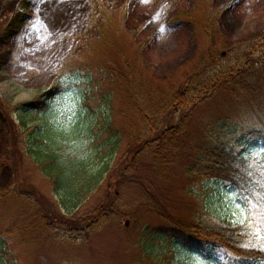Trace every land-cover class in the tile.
Returning <instances> with one entry per match:
<instances>
[{"label":"rangeland","instance_id":"1","mask_svg":"<svg viewBox=\"0 0 264 264\" xmlns=\"http://www.w3.org/2000/svg\"><path fill=\"white\" fill-rule=\"evenodd\" d=\"M22 1L0 0V34ZM30 1L35 6L30 10L33 18L29 25L8 44L0 40V52L6 59L0 68V194L18 191L21 196L0 207V264H151L143 260L145 243L141 240L148 226L156 229L168 227L170 221H193L205 202L221 217L245 219L241 211L246 208L244 201H237L238 208L233 199L237 190L211 183L212 190L200 200L189 192L196 182L184 177L183 169L214 119L227 116L264 127V97L249 104L220 92L185 109L161 111L156 107V113L148 111L146 118L155 136L176 126L184 129L176 138L174 157L165 166L154 162L148 148L142 151L144 137L139 144H132V121L119 114L112 127L120 132V143L116 153L107 158L109 173L83 201L72 200L65 188L55 189L29 155V131L38 125L39 143L54 140L62 147L63 157L73 153L78 159L86 158L84 161L96 159L90 148L102 137L95 138V129L85 127L82 109L98 105L80 100L81 90L90 83L73 76L74 66L84 61L94 77H101L102 67L122 68L123 57L141 77L147 76L157 91L176 88L197 70L212 45L223 62L263 35L264 0H209L213 21L206 24L210 30L182 19L183 12H190L202 21L206 0H105L114 7H109L111 10L126 7L127 15L113 18L111 25L118 30V37L108 36L101 47L96 40L99 27L91 21L94 0ZM58 78L62 92L29 116L35 119L29 127L23 126L24 113L17 112V107L32 102L38 90L53 87ZM94 85L99 87L98 82ZM120 92H116L117 110L124 108ZM251 142L239 150L250 156L264 146L261 140ZM99 165L103 166L101 162L95 166ZM106 199L114 202L110 212L114 213L105 221H90ZM35 210L40 211L43 222ZM17 226L15 234L8 233ZM166 242L160 237L152 243L160 250ZM168 258L174 259L173 264L227 261L215 250L211 257L208 252L172 250L163 255Z\"/></svg>","mask_w":264,"mask_h":264},{"label":"trees","instance_id":"2","mask_svg":"<svg viewBox=\"0 0 264 264\" xmlns=\"http://www.w3.org/2000/svg\"><path fill=\"white\" fill-rule=\"evenodd\" d=\"M94 1L95 13L91 21L99 27L96 40L101 47L106 44L108 36L118 37V30L112 28L111 22L116 15L124 19L127 8L111 10L109 7H114L105 0ZM210 3L206 0L202 6L205 15L202 21L192 17L194 14L190 12H183L182 19L195 25L206 26L205 30H210L207 25L213 21L211 16L209 17ZM33 6L35 3L30 0L19 3L17 10L4 23L0 34L2 42L8 44L29 25L33 18L30 13ZM216 50V46L212 45L209 54L199 60L197 70L179 82L176 88L166 91H157L150 84L149 78L141 77V73L134 70L129 60L123 57L122 68L112 65L102 67L101 77H94L95 73L90 71L89 65L81 61L74 66L76 69L71 71L73 76L90 83L89 87L81 90L80 100L90 106L93 103L98 105L96 109L86 105L82 109L85 127L95 129V138L102 137L97 146L92 145L90 148V153L97 154V158L84 161L86 158L78 159L73 153L63 157L62 147L57 146L54 140H45L46 144L43 145L39 143L38 125H33L29 131V155L40 164L42 172L51 180L57 191L65 188L72 200L83 201L109 173L110 162L107 158L116 153L120 143V132L112 125L114 118L120 114L125 120L132 121V139L135 142L132 144H139L144 137L146 140L142 151L148 148L158 166L169 164L176 152V138L184 129L181 128L182 125L176 126L155 136L151 121L146 118L149 116L148 111L156 113V107L161 111L185 109L220 92H225L238 102L248 101L249 104L264 97V34L253 38L246 47L235 51L228 61H219ZM5 63L4 53L0 52V68ZM61 78L56 80L53 87L38 90L32 102L17 107V112L24 113L23 126L29 127V122L35 121L29 116L44 109L62 92ZM93 82H98L99 87ZM100 83H103L104 87H101ZM120 90L123 91L124 108L117 110L116 92ZM148 101L151 103L149 106L146 104ZM258 126L227 116L214 119L205 131V136L195 144L187 156V164L183 169L184 177L196 182L189 192L200 200H204L205 195L212 190L209 188L211 183L229 185L242 197H246L250 202H244L248 209L246 222L241 224L233 218L221 217L206 202L201 203L200 212L193 221H170L168 227L156 229L146 227L141 234V240L145 243L143 260H149L151 264H173L174 259H163V255L172 250H182L187 254L208 252L210 257L215 250L222 253L227 260L219 261L220 264H264V160H245L244 157L249 155L239 150L241 146L251 144L252 140L264 142V127L261 129ZM84 133L88 135L87 131ZM91 137L94 138L93 135ZM98 162L103 166L99 165L97 168L95 165ZM19 197L21 196L18 191L0 194V207L3 203ZM113 203L106 199L99 204L90 221L94 218L105 221L114 213H110ZM35 211V216L39 215L40 222H43L40 211ZM17 229L18 226L9 228L11 231L8 233L15 234ZM257 229L260 230L259 234ZM160 237L167 240L166 244H163L166 246L156 250V245L152 242Z\"/></svg>","mask_w":264,"mask_h":264},{"label":"snow or ice","instance_id":"3","mask_svg":"<svg viewBox=\"0 0 264 264\" xmlns=\"http://www.w3.org/2000/svg\"><path fill=\"white\" fill-rule=\"evenodd\" d=\"M253 159V160H264V146H261L257 151H254L251 153L250 156H245L244 159L245 160H248V159ZM252 165H250L251 167ZM249 175H251V173H249ZM233 199H234V202H237V201H244L246 203H250L246 197H242L239 195V193H235L233 194ZM237 207L240 208V203L237 202ZM242 211V214L245 216V219L243 220H240L239 223L243 224L246 222L247 220V211L248 209L247 208H244V209H241ZM233 215H235V213H233ZM259 229H257V234H259Z\"/></svg>","mask_w":264,"mask_h":264}]
</instances>
